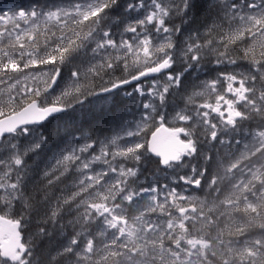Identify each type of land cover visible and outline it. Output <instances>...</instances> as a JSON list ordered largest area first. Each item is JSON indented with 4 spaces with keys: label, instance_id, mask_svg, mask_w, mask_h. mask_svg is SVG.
Returning <instances> with one entry per match:
<instances>
[{
    "label": "snow or ice",
    "instance_id": "snow-or-ice-1",
    "mask_svg": "<svg viewBox=\"0 0 264 264\" xmlns=\"http://www.w3.org/2000/svg\"><path fill=\"white\" fill-rule=\"evenodd\" d=\"M89 98L29 191L45 122ZM0 264H264V0L0 11Z\"/></svg>",
    "mask_w": 264,
    "mask_h": 264
},
{
    "label": "trees",
    "instance_id": "trees-1",
    "mask_svg": "<svg viewBox=\"0 0 264 264\" xmlns=\"http://www.w3.org/2000/svg\"><path fill=\"white\" fill-rule=\"evenodd\" d=\"M46 2H48V0H0V11L7 8L28 6L32 3ZM125 2V0H121V4ZM202 8L201 6L198 11ZM198 11L196 12V16L198 17L196 23H201V21L206 23L207 18L202 17V13ZM119 12L120 10H117V14H119ZM103 116V111H97L95 104H83L66 114L60 115L58 119H50V122H46L44 130L49 136V143L47 145H42L33 155L29 154L27 156L26 165L28 166V174L26 185L28 190L32 191L42 184V172L49 159L53 157L54 152H58L59 149L71 141L74 136H79L85 131H94L96 124ZM34 224L33 222L31 226Z\"/></svg>",
    "mask_w": 264,
    "mask_h": 264
},
{
    "label": "rangeland",
    "instance_id": "rangeland-1",
    "mask_svg": "<svg viewBox=\"0 0 264 264\" xmlns=\"http://www.w3.org/2000/svg\"><path fill=\"white\" fill-rule=\"evenodd\" d=\"M199 13H202L203 12V8L202 9H200V11H198ZM121 96H123V93H121L120 94ZM93 99V98H92ZM87 105H89V104H95V103H98V100H93L91 103H89L88 101H86L85 102ZM31 155H33V153H30ZM52 159V158H51ZM51 159H49V161L51 160ZM26 160H27V157H26V159H25V163H26ZM49 161L47 162V164L49 163ZM46 164V165H47ZM28 169V168H27ZM35 227H37V225L36 224H34L33 226H31L30 225V229H32V230H35Z\"/></svg>",
    "mask_w": 264,
    "mask_h": 264
},
{
    "label": "water",
    "instance_id": "water-1",
    "mask_svg": "<svg viewBox=\"0 0 264 264\" xmlns=\"http://www.w3.org/2000/svg\"><path fill=\"white\" fill-rule=\"evenodd\" d=\"M60 115V114H59ZM50 119V118H49Z\"/></svg>",
    "mask_w": 264,
    "mask_h": 264
}]
</instances>
